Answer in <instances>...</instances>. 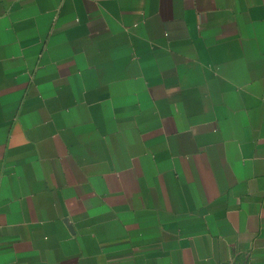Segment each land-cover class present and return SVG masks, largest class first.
Segmentation results:
<instances>
[{
	"label": "crops",
	"instance_id": "0c3cea01",
	"mask_svg": "<svg viewBox=\"0 0 264 264\" xmlns=\"http://www.w3.org/2000/svg\"><path fill=\"white\" fill-rule=\"evenodd\" d=\"M0 264H264V0H0Z\"/></svg>",
	"mask_w": 264,
	"mask_h": 264
}]
</instances>
